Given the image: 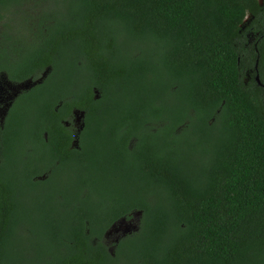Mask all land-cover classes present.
Segmentation results:
<instances>
[{"label": "trees", "instance_id": "trees-1", "mask_svg": "<svg viewBox=\"0 0 264 264\" xmlns=\"http://www.w3.org/2000/svg\"><path fill=\"white\" fill-rule=\"evenodd\" d=\"M0 20L26 45L0 69L48 70L39 117L83 113L53 179L64 208L34 184L7 196L0 165V264H264V0H0Z\"/></svg>", "mask_w": 264, "mask_h": 264}, {"label": "flooded vegetation", "instance_id": "flooded-vegetation-1", "mask_svg": "<svg viewBox=\"0 0 264 264\" xmlns=\"http://www.w3.org/2000/svg\"><path fill=\"white\" fill-rule=\"evenodd\" d=\"M5 37L9 38V42L3 41ZM14 38L18 37L11 33H0V55L3 56L4 60L0 61L1 64L5 65L13 62L18 59L16 56L18 52L21 54L24 52L22 47H26V45L18 44ZM12 48L17 50L13 51ZM43 73H39L36 77L29 76L18 81L10 79L6 71L0 69V165L3 164V160H8L9 164L4 171H11L16 178L11 180L15 184L13 185L15 188L12 190L14 194L7 196H11L14 200L20 202H27L31 200L29 193L35 189L25 188V186L34 184L38 192L41 190L50 199L53 197L54 208L62 209L64 208V202H57L62 201L63 196L54 193L63 191V188H58V183L61 180L64 182L65 178L53 179H56L57 170L64 167L62 158L65 145L68 144L70 150L78 147L83 119L77 122L74 117L75 110L73 109L68 117L55 114L52 117L53 123H50L47 114L39 117L38 112H43L40 107L36 110L35 116H32L31 122H22L18 118V115H20L18 107L24 100L34 99L30 95L36 92L37 87H40L44 82L47 75L41 78ZM34 100L38 104L43 101L42 99ZM54 111L57 112L56 107ZM57 121L64 129H55ZM25 126L27 129L23 130L22 127ZM49 126L51 130L48 129ZM15 129L17 136L12 139V146H6L7 142H4L6 134L12 130L15 131ZM7 150L9 152H6ZM50 177L53 180V188H50L49 185ZM19 186L20 188H17ZM130 219H125L126 222H122L121 219L113 224L115 225L113 230L109 229L110 232L114 231L116 233L112 243L105 240L110 232L107 231L104 235L103 244L109 253L112 254L119 241L129 235V232L128 234L125 233V229L132 230L136 225L130 224Z\"/></svg>", "mask_w": 264, "mask_h": 264}, {"label": "rangeland", "instance_id": "rangeland-1", "mask_svg": "<svg viewBox=\"0 0 264 264\" xmlns=\"http://www.w3.org/2000/svg\"><path fill=\"white\" fill-rule=\"evenodd\" d=\"M57 1V0H56ZM59 1V0H58ZM23 16H20V14L16 15L13 19L10 20V22L12 24H14V28H16L17 30H19L20 28H22L23 30H20L21 33L20 34H25L24 32L27 31L25 28L27 27L24 23L21 22ZM250 20V17L247 18V21ZM26 26V27H25ZM29 35V34H26ZM255 38L253 35H248V43L250 45H252V43L254 42ZM263 75H264V68L262 69ZM249 73H252V71H250ZM62 81L64 82V76L62 77ZM54 80L50 79L47 83V85L49 87H52V85L54 84ZM47 90V88H46ZM34 99H29V100H24L20 106L18 107L19 111H20V115H18V118L22 121V122H26L29 123L31 122V118L32 116H35L36 110L39 108L40 104L37 103V101H33ZM23 130H26V126L22 127ZM136 219L138 218H131L129 221L131 222L130 224H138V222L136 221ZM126 231V229H125ZM116 233L110 232V235L107 237V239H105L106 241H108V243H112L115 239V235ZM131 234V233H129ZM117 264H130L129 261H127L124 258H121Z\"/></svg>", "mask_w": 264, "mask_h": 264}, {"label": "water", "instance_id": "water-1", "mask_svg": "<svg viewBox=\"0 0 264 264\" xmlns=\"http://www.w3.org/2000/svg\"><path fill=\"white\" fill-rule=\"evenodd\" d=\"M47 73H48V70H46V71L43 73V75H42L41 78H44V77L47 75ZM256 80H258V79L256 78ZM74 117H75L76 121L79 122L81 119H83V113H80L79 111L76 110V111H74ZM82 127H83V124H82V126H81V129H82ZM139 216H140V213H137V214H134V215H133V218H138ZM121 221H122V222H126L125 219H122ZM136 221L138 222V219H136ZM120 223H121V222H120ZM136 226H137V224L132 228V230H128V229H126L125 233L128 234V232H129V233H132V232L136 231V230H137V229H136ZM114 227H115V225H113V226L111 227V230H113ZM111 230H110V231H111ZM110 231H109V232H110Z\"/></svg>", "mask_w": 264, "mask_h": 264}]
</instances>
